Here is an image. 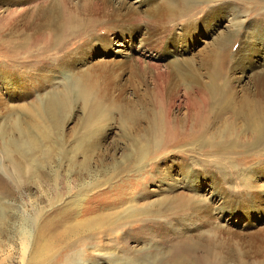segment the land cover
Here are the masks:
<instances>
[{
    "label": "rangeland",
    "instance_id": "374dc122",
    "mask_svg": "<svg viewBox=\"0 0 264 264\" xmlns=\"http://www.w3.org/2000/svg\"><path fill=\"white\" fill-rule=\"evenodd\" d=\"M168 1L0 0V264H264V0Z\"/></svg>",
    "mask_w": 264,
    "mask_h": 264
},
{
    "label": "bare ground",
    "instance_id": "6f19581e",
    "mask_svg": "<svg viewBox=\"0 0 264 264\" xmlns=\"http://www.w3.org/2000/svg\"><path fill=\"white\" fill-rule=\"evenodd\" d=\"M200 1L202 0H170L168 1V6H167V13H168L167 17H170L171 15L170 18H173V19L174 18H185L190 13V7L193 5H196ZM221 90L222 89L219 85H215L214 91L209 96L210 98L208 100L202 99L199 101L200 104H198V109L200 110L202 109V111L205 112L207 107L211 105H216L218 108H220L219 115H218L219 119L223 118L224 115L230 112H233V114L238 118L239 116L243 115L244 119H247L246 120L247 124L242 130L244 131V134H242V138L244 140V138L247 135L249 136V138H248V141L244 140V143L247 145H244V144L240 145L239 144L240 141L238 142L239 134H236V136L234 137L235 141L233 140V142L230 143L229 142V140L231 139L229 135L230 130L228 129V131L226 132L224 130L225 133L222 131L223 134L217 137V139L220 140V143L218 144L217 148L216 146L215 147L212 146L214 150L213 152L215 153V150L217 149L218 153H220L221 155H228V154L230 155V154H236L239 148L241 147H244L246 150H249L250 148H256V147L264 148V115H261L259 113L260 111L252 109L249 105H244L240 108L237 107L238 109H236V107L233 106L234 107L233 108L231 104L233 103V99L230 96H228L226 93L222 92ZM195 112H196L195 116L197 118L196 119L197 125L199 126V131H195L196 129L195 127L197 125L194 127L195 129L191 127H185V130H181V137L178 139H175L174 137V140H175L174 141L173 139H170L171 138L170 134L173 132L174 129L171 130L172 128H170V130L168 131V128H167L168 126H167L165 131L167 133L166 136H168L170 142H175L177 145H180L182 143H185L186 145L187 143L191 142V143H194V145L199 144L201 148L206 146L207 144L206 141L208 139V133L206 132V129H205L206 127L203 125L206 124L207 122L203 121V118L199 114L200 111L199 112L195 111ZM187 131L189 132L187 133ZM163 137L164 135H163L162 130L160 129L159 126H157L154 131L155 144H158V142L162 140ZM159 146L160 144L155 145L154 147L158 148Z\"/></svg>",
    "mask_w": 264,
    "mask_h": 264
}]
</instances>
